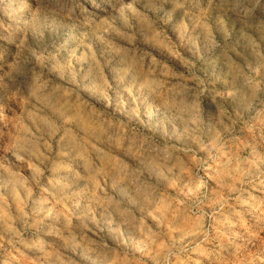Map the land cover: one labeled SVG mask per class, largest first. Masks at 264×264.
Wrapping results in <instances>:
<instances>
[{
    "label": "rangeland",
    "instance_id": "1",
    "mask_svg": "<svg viewBox=\"0 0 264 264\" xmlns=\"http://www.w3.org/2000/svg\"><path fill=\"white\" fill-rule=\"evenodd\" d=\"M0 264H264V0H0Z\"/></svg>",
    "mask_w": 264,
    "mask_h": 264
}]
</instances>
